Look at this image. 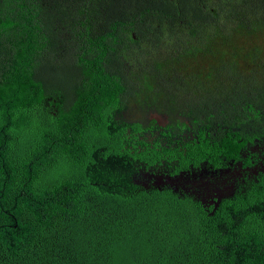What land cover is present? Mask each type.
<instances>
[{
  "label": "trees",
  "instance_id": "16d2710c",
  "mask_svg": "<svg viewBox=\"0 0 264 264\" xmlns=\"http://www.w3.org/2000/svg\"><path fill=\"white\" fill-rule=\"evenodd\" d=\"M0 264H264V0H0Z\"/></svg>",
  "mask_w": 264,
  "mask_h": 264
},
{
  "label": "flooded vegetation",
  "instance_id": "af4514ba",
  "mask_svg": "<svg viewBox=\"0 0 264 264\" xmlns=\"http://www.w3.org/2000/svg\"><path fill=\"white\" fill-rule=\"evenodd\" d=\"M174 102H171L170 100H167L166 102L163 103L162 106H159L156 103H148L146 104V108L143 111V118L145 121V124H148L149 122H151L152 120H158L157 122L160 125H167L169 123H171V121H173L174 119H180L182 120V122H186L188 123L191 119L187 116H182L179 115V113L177 112V110L174 107ZM127 117L132 119L133 117L136 118V107H132L130 106L129 109H127ZM154 112H158L159 114H155ZM147 113V114H146ZM161 115L165 116L167 115V117H162ZM162 118H161V117ZM160 117V118H159ZM152 137L150 139H154L156 137H158V135H160L158 133V131H154L153 134H151ZM247 154H244V156L246 157ZM231 167H226L224 170L219 171V168H214L212 165L208 166L209 169L203 167V168H197L195 169L192 173L188 174V175H183L184 172H181V174H174V175H170L167 171L164 173L159 172L157 175H155L154 173H150V172H146L144 173L145 177H148V179L146 178V180L150 181V179H153V184L156 186L159 185H170L172 187H177V186H182L185 189H187L186 184H188V186L190 188L193 189L194 192H196L197 190L195 189L196 186L193 184L194 182L191 181H197V179L199 178H206L207 179V183L214 185L216 188L214 189V192L217 191V193L215 194H209V190H205L204 192H206V197H204V199H202L204 202L208 200V202H216L217 204V200L219 198L220 200V196L221 194H223L224 191L228 190L231 188V184H232V179L234 178V174H232L231 176V171H235L236 174L239 175V171L240 170H245L246 166H244V160H232L231 163ZM157 171H161V170H157ZM230 174V176H227L226 174ZM191 177H190V176ZM224 175H226L224 177ZM187 179H192L190 180V182L188 183L186 180ZM236 181V179H234V182ZM233 182V183H234ZM222 183L224 184H228V188L225 189V187L222 185ZM198 188L200 186V184H197ZM220 186H222V188H219ZM218 197V198H216ZM208 205H211L208 203Z\"/></svg>",
  "mask_w": 264,
  "mask_h": 264
},
{
  "label": "rangeland",
  "instance_id": "374dc122",
  "mask_svg": "<svg viewBox=\"0 0 264 264\" xmlns=\"http://www.w3.org/2000/svg\"><path fill=\"white\" fill-rule=\"evenodd\" d=\"M154 113L157 114V115L159 114L158 112H154ZM231 173L235 175V171H231ZM190 180H192V179H190ZM190 180L187 179L186 181L189 183ZM191 182H194L193 184L196 186L195 189L197 190L198 194L203 196V197H206V192H204V191L208 190V189H210L209 190V194H214L215 192L217 193V191L214 192V189L216 187L214 185L208 184L206 178H203V177L200 178V179L198 178L197 181H191ZM197 184H200L199 188H198ZM222 185L225 187V189L228 188V184L222 183ZM219 188H222V186H220Z\"/></svg>",
  "mask_w": 264,
  "mask_h": 264
},
{
  "label": "water",
  "instance_id": "95a60500",
  "mask_svg": "<svg viewBox=\"0 0 264 264\" xmlns=\"http://www.w3.org/2000/svg\"><path fill=\"white\" fill-rule=\"evenodd\" d=\"M161 116H162V117H165V118L167 117V115H165V116L161 115ZM161 116H160V117H161ZM162 117H161V118H162ZM216 198H218V197H216ZM218 201H219V198H218V200H217V204H216V202H214L215 207L218 205ZM212 203H213V202H212ZM214 209H215V208H214ZM211 214H213V211L211 212Z\"/></svg>",
  "mask_w": 264,
  "mask_h": 264
}]
</instances>
